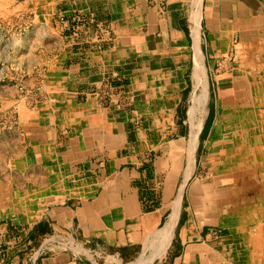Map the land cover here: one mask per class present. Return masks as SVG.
Masks as SVG:
<instances>
[{
	"label": "crops",
	"instance_id": "crops-1",
	"mask_svg": "<svg viewBox=\"0 0 264 264\" xmlns=\"http://www.w3.org/2000/svg\"><path fill=\"white\" fill-rule=\"evenodd\" d=\"M14 1L38 18L34 82L46 81L49 93L31 109L41 120L31 128L23 125L18 152L0 139V156L13 152L20 168L0 178V264H264V212L255 233L248 227L244 233L259 238L250 244L253 256L248 249L238 255L232 240L242 217L232 207L218 213L209 202L199 209L194 196L183 211V193L174 194L183 149L189 177L200 136L193 123L190 143L180 134L192 60L188 22L196 91L206 83L202 55L209 76L202 22L218 47L234 38L253 45L247 40L256 21L250 7L259 6L264 16V0ZM52 35L57 41L46 45ZM0 60V106L6 107L9 64L6 57ZM119 83L124 105L114 91ZM127 104L134 106L124 109ZM248 112L238 111L241 124ZM220 114L210 147L219 134L244 133L227 125L232 114ZM173 134L177 138L168 141ZM249 148L242 142L245 154ZM256 168L251 174L260 170L264 177V162ZM249 176L231 180L242 187ZM256 191L251 194L264 196L258 184ZM215 225L230 228V235H216ZM220 250L224 258L214 261Z\"/></svg>",
	"mask_w": 264,
	"mask_h": 264
},
{
	"label": "rangeland",
	"instance_id": "rangeland-1",
	"mask_svg": "<svg viewBox=\"0 0 264 264\" xmlns=\"http://www.w3.org/2000/svg\"><path fill=\"white\" fill-rule=\"evenodd\" d=\"M14 2V0H0V59L6 57L9 64V104L6 107L0 106V139L1 137L2 139L7 138L15 151L18 152L21 143L19 140L23 138L24 134L23 125L24 128H31L41 120L40 117H33L31 109L38 107L41 100L48 95L49 90L46 81L43 86L36 83L38 80L34 82L38 77L35 76L36 72L38 75V70L34 69L38 66L40 56L38 53H34L37 50L38 41L33 37L38 18L33 17L34 13L21 10ZM251 9L253 12L250 11L249 16L256 17V21L255 28L247 40H254L253 45H247L248 41L242 43L240 38H234L229 46L218 47V44L216 46L212 42L211 29L207 22H202V31L204 32L202 49L206 56L209 76L201 54L206 83L199 85L196 91L191 80L195 54L194 36L193 30H191L193 24L191 21L188 22L192 35L190 38L192 60L186 74L190 84L186 102L188 113L185 112L184 132L180 134L190 143L193 123L195 126L193 131L197 130L196 135L199 136L200 133V136L195 156V169L189 177L187 176L189 156L186 154V149H183L182 168L174 193L177 195L179 192L180 197L183 193L184 202L181 206L183 211L184 207L191 206L194 196L195 200L199 201L196 205L199 209L202 208L201 206L208 205L209 202L213 203L212 205L218 213L229 206L232 207L233 215L236 214L238 218L242 217L235 224L238 236L232 242L237 247L238 255L248 249L247 256L249 257L253 256L250 244L257 242L255 238L259 239L253 233L256 231L255 228L260 227V221H263L261 213L264 212V196L259 197L256 194H251L257 192V184L264 191L263 171L259 170L258 174H251L253 170L257 169L258 163L262 165L264 162V111H262L264 110V97L261 100L264 96V37L258 36L257 30L260 28L264 34V16L261 15L262 11H259V6L250 7ZM229 17L232 18L231 14ZM226 24L232 23L226 22ZM225 30H229V28H225ZM56 38L52 35L45 44L57 41ZM201 76L202 80V73ZM221 83L224 85L221 86ZM121 84L119 83L114 90L118 95V105L127 103L126 95L122 96L124 87H120ZM221 95L225 96L222 101L223 107L220 103ZM231 105L233 108L234 106L238 108L239 112L249 111V114L245 115L244 123H240L241 118L237 115L238 111L235 112L232 109L230 112ZM105 106H109V102H105ZM133 106L134 104H127L124 109L131 110ZM183 106L179 107V110ZM25 107L29 110L26 115L23 113ZM220 110L228 111V114L233 115L232 118H227V125L232 124L233 127L239 129L241 127L244 133L232 131L230 134H219V140L213 142L210 147L209 142L218 126L217 119L221 115ZM176 138V134H173L167 140L171 142ZM242 142L250 146L247 154L242 151ZM8 152V157L4 155L5 152H3V156H0V178H8L20 169L17 165L18 156L13 152ZM247 173L251 175L249 183L247 180L244 181L242 187L239 181L231 180V177L239 179L243 175L246 176ZM205 207L207 209V206ZM235 208L237 210H234ZM213 228V232L221 238L230 235L228 227L215 225ZM246 228L252 229L250 231L254 230V232L250 234L247 230L245 235ZM244 245L246 249L243 248ZM62 246L66 247V245ZM221 251L213 254L214 261L224 258V253ZM1 253L5 254V252ZM206 263L210 264L211 262L206 261Z\"/></svg>",
	"mask_w": 264,
	"mask_h": 264
},
{
	"label": "bare ground",
	"instance_id": "bare-ground-1",
	"mask_svg": "<svg viewBox=\"0 0 264 264\" xmlns=\"http://www.w3.org/2000/svg\"><path fill=\"white\" fill-rule=\"evenodd\" d=\"M195 107V106H194ZM194 116V115H193Z\"/></svg>",
	"mask_w": 264,
	"mask_h": 264
}]
</instances>
